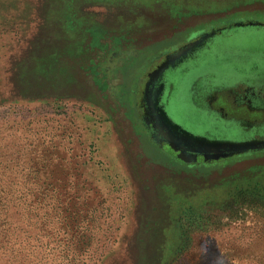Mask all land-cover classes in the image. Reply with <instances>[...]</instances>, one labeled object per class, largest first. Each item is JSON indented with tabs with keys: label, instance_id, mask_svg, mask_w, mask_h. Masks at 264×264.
I'll list each match as a JSON object with an SVG mask.
<instances>
[{
	"label": "rangeland",
	"instance_id": "obj_1",
	"mask_svg": "<svg viewBox=\"0 0 264 264\" xmlns=\"http://www.w3.org/2000/svg\"><path fill=\"white\" fill-rule=\"evenodd\" d=\"M65 2L0 0V185L32 189L31 208L28 198L13 209L25 238L16 264H154L149 242L163 220L189 237L165 264H264V184L254 194L237 187L262 176L261 156L181 164L188 146L169 140L157 150L138 126L149 78L207 33L264 23V3ZM190 31L205 33L189 42ZM226 34L218 36L225 47L264 49V29ZM223 68L201 58L181 89ZM169 113L180 121L190 109L175 101ZM49 183L57 192L38 207L36 192Z\"/></svg>",
	"mask_w": 264,
	"mask_h": 264
},
{
	"label": "flooded vegetation",
	"instance_id": "obj_2",
	"mask_svg": "<svg viewBox=\"0 0 264 264\" xmlns=\"http://www.w3.org/2000/svg\"><path fill=\"white\" fill-rule=\"evenodd\" d=\"M249 24V23H245ZM264 24V23H262ZM232 27L223 26L215 31V35L197 44L185 55L177 57L172 63L163 68L154 77L147 80L146 93L143 100V123L140 127L141 137L146 144L155 146L157 150L167 148L168 141L180 143L187 147L181 157L174 153L168 156L171 160H179L181 164L191 161L190 165L214 162V152L204 154L194 153L190 149H197L191 136L207 138H223L229 141L252 142L250 150L243 154L261 156L264 161V79L259 81L238 82L230 87L216 84L214 75L200 76L192 83L189 93L192 97L193 116L207 119L214 127L210 132L200 131L191 120H175L169 113L182 80L190 69V65L198 62L211 52L223 48L222 40L218 39L223 33L229 34ZM258 27L264 29L262 25ZM193 31V30H192ZM189 32V42L196 41L205 32ZM226 34V35H227ZM228 39V38H227ZM230 48H238L230 47ZM220 122V124H219ZM223 125V126H222ZM221 136V137H220Z\"/></svg>",
	"mask_w": 264,
	"mask_h": 264
},
{
	"label": "water",
	"instance_id": "obj_3",
	"mask_svg": "<svg viewBox=\"0 0 264 264\" xmlns=\"http://www.w3.org/2000/svg\"><path fill=\"white\" fill-rule=\"evenodd\" d=\"M246 25L255 26L262 25V23H249V24H239L237 26L244 27ZM215 35V31L207 33L201 36V42L211 38ZM200 42V43H201ZM199 43V44H200ZM190 51V50H189ZM186 54V53H185ZM184 54V55H185ZM205 60L214 61L217 64H221L223 68L220 72L218 71H208L202 74L196 75V77H188L187 84L185 89L180 88L176 94L175 101H184L187 107L190 109L189 113L181 114L180 121L191 120L192 123L199 129L212 131L214 127L209 123L207 119L194 117L191 95L189 93L192 83L197 80L200 76L214 75L218 85L224 87H230L238 82H250V81H259L264 79V49H254V47L249 46L248 48H228L223 46L222 49L217 50L216 52H211L208 55L203 57ZM199 59L198 61H200ZM172 104V105H173ZM220 124V122H219ZM221 125V124H220ZM223 126V125H222ZM192 138V141L196 143V150L191 149V151L197 152H214L216 154H234V153H243L250 150L252 147V142H239V141H229L224 140L223 138H207L204 136H195L189 135ZM221 137V136H220Z\"/></svg>",
	"mask_w": 264,
	"mask_h": 264
},
{
	"label": "trees",
	"instance_id": "obj_4",
	"mask_svg": "<svg viewBox=\"0 0 264 264\" xmlns=\"http://www.w3.org/2000/svg\"><path fill=\"white\" fill-rule=\"evenodd\" d=\"M74 0H66L65 3H69V5L66 7L71 6L73 4ZM90 3H94L95 0H87ZM248 1H259L264 3V0H248ZM64 3V1H63ZM70 8V7H69ZM30 174H33L32 172H27V175L30 176ZM262 176L258 177L257 175H249L244 176L245 181L241 182L240 185L238 184L237 187H240L241 185L244 186V188H248L246 191H250L249 193L254 194L258 193L259 185L264 184V173H261ZM242 177V178H244ZM242 181V179H240ZM263 182V183H261ZM0 183L2 184V180L0 179ZM14 184V183H13ZM4 185V186H3ZM0 185V264H16L17 263V254H18V248L21 247V243L25 242V238L23 236L22 242H19V233L17 225L15 224L14 219V211L13 209L16 207L18 202H21L22 200H26L29 198V201H25V204H28V207L30 206L32 201H30V197L32 196V189L31 188H25V190L18 189L16 186L12 185L10 183L9 185L3 184ZM46 185V188L44 186H39V190L36 192V203L38 207L43 208L48 207V198L53 197L54 192L57 191L54 190L52 187V184L49 183ZM258 187V188H257ZM236 190V189H235ZM240 190L237 188V191ZM242 191V190H240ZM24 193V194H23ZM248 194V193H246ZM52 204H57V202L52 201ZM50 206V205H49ZM42 219L46 218L48 214L43 213ZM170 224H167L164 229H166V232L164 230V233L158 238H151L150 245L154 247V250L156 252L155 254V262L154 264H165L168 256L170 257L174 255V253L171 251L172 246L177 245L178 242H180V245L186 244L189 237L187 232L183 230L179 226L178 223L174 221H170ZM156 223V222H155ZM157 225V223H156ZM158 232L156 229L154 230ZM170 237V238H169ZM169 238V240H168ZM22 239V238H21ZM147 245V244H146ZM147 256L141 257L140 260H144ZM141 264V263H140Z\"/></svg>",
	"mask_w": 264,
	"mask_h": 264
},
{
	"label": "crops",
	"instance_id": "obj_5",
	"mask_svg": "<svg viewBox=\"0 0 264 264\" xmlns=\"http://www.w3.org/2000/svg\"><path fill=\"white\" fill-rule=\"evenodd\" d=\"M160 224H161V221H160ZM168 224V223H167ZM160 226V225H159ZM158 226V228H156V230L158 231V232H160L161 234H163L164 233V230H165V232H166V229H164L165 228V226H166V220H163V222H162V226L161 227H159Z\"/></svg>",
	"mask_w": 264,
	"mask_h": 264
}]
</instances>
